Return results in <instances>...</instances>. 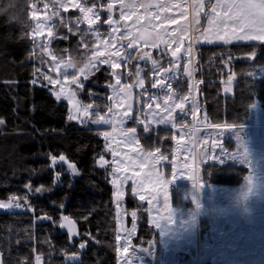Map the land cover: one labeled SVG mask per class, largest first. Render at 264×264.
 Wrapping results in <instances>:
<instances>
[{
    "label": "trees",
    "instance_id": "obj_1",
    "mask_svg": "<svg viewBox=\"0 0 264 264\" xmlns=\"http://www.w3.org/2000/svg\"><path fill=\"white\" fill-rule=\"evenodd\" d=\"M43 1L26 0L22 23L0 16V120L4 121L0 124V201L17 197L21 203L15 211L0 213L1 263L36 264L35 257L39 256L40 264H117L111 176L108 166L102 167L99 160L104 154L102 129L69 123L67 104L57 102L46 87L31 84L39 67L31 59V10L33 4L41 6ZM78 1L85 4V0ZM93 3L107 7L109 2L87 0L88 6ZM0 6H4V0H0ZM102 16L106 21V15ZM79 18L78 12L70 11L61 12L55 20L52 48L60 59L82 63L94 47V36L85 23L78 22ZM101 29L106 34L107 29ZM192 71L199 113L206 114L207 126L247 125L253 103L264 111V43L193 46ZM230 75L234 79L233 93L225 95L223 86ZM200 80L203 83H196ZM112 82L110 68L94 71L85 83L83 102H94L101 106L100 112H105ZM184 82L183 89L188 91L187 79ZM183 121L192 123L191 119ZM174 133L173 128L139 129V139L146 151L159 148L171 160ZM60 155L76 165L77 177L58 163L52 165L51 157ZM248 173L247 166L235 162L205 163L200 168L203 181L224 186L241 185ZM37 187L44 191L35 192ZM129 209L143 206L130 197ZM45 215L51 220L37 219ZM63 215L76 221L77 235L59 227ZM148 233L154 234V230L145 220L138 236ZM71 256L77 261L67 260Z\"/></svg>",
    "mask_w": 264,
    "mask_h": 264
},
{
    "label": "rangeland",
    "instance_id": "obj_2",
    "mask_svg": "<svg viewBox=\"0 0 264 264\" xmlns=\"http://www.w3.org/2000/svg\"><path fill=\"white\" fill-rule=\"evenodd\" d=\"M108 2L114 3V8L111 13L108 12L107 7H101L99 4L96 9H94V13L98 12L99 14V21L96 24L91 25V28L87 21H83V23H85L90 29V33L94 36L95 44L82 63L69 59H60L56 56L52 48L53 41L56 40L52 31L55 20L60 17L61 12L74 11L78 12L81 17L83 14L80 13L78 8L69 5L68 10L64 11L59 7L57 0H44L43 3L41 2V6L35 5V7H32L31 14L32 12H36L40 19L32 20L34 28L37 24L42 25V34H40V32L32 31L30 37L34 43L32 48L34 53L32 54L31 59L39 63V67L35 70V73H37L36 78H40V83L36 85L46 87L57 102H65L67 104V121L69 123H74L81 127L98 128L102 129L101 132L109 131L111 133L107 139L102 135L101 136L104 140L103 157L105 160L109 161L107 166L111 176V186L113 190L112 200L116 211L117 235L121 237V239L117 241V249H119V251H117V264H125L126 260L129 261L130 264H264V190H261L258 195L251 197L248 201L247 208H245V205L242 202V193L246 191V179L239 186L215 185L207 183L201 179V182L205 183V188L200 193L202 197L201 203H203L204 208L197 217L196 226L192 228L184 223L185 220L190 219L189 213L195 210V204L191 200V195L194 192L192 181L186 178H179L170 185H167L169 203L177 210L174 217L176 222L170 224L160 219L162 216L168 215V213L163 210V181L171 178L172 168L175 166L178 173L183 172L184 175H187L189 171H191L200 176V168L203 164H220L215 160H207V162L201 161V156H205L206 158V153L211 152L212 139L219 138L224 141L226 137H230L234 133L225 130L222 135H218L219 130L210 127L200 128V130L196 132L193 126H197L198 124L207 125L204 119V114L198 113L197 119L193 121L191 115H183L178 109L174 113L176 116V127H173L170 123H156L155 120H158L161 115H167V113L162 111L164 107L162 98L166 93L163 89L151 87V81L156 77L153 74L150 62L135 58L131 59L129 62L119 61L121 63V68L116 71L121 74V86L127 83L132 85V87L130 89H125V91L119 93V95L114 94L113 89L110 88V96L112 99L108 100V106L115 105L117 101L120 103L119 108H114L113 114H109L106 111L102 113L100 112V105H97L94 102H89L94 105V110L98 111L100 115H105L108 118L115 115L116 123L113 125L92 124L90 120L95 119V115L91 117H83L81 115L79 119L69 120L68 116L70 114H76L73 110V106L67 101V99L62 98L58 100L53 94L54 89L52 86H45L47 85V82L42 80L40 73H46L53 78H58V73L53 70V65L57 62L62 64L61 71L64 70V64H72L73 68L68 70L69 75H71L77 69L83 67L93 54L98 51L104 53V56L101 57V59L107 58L110 52L117 50L124 51V49L121 48V44L126 45V39L117 40L115 48H112L111 46L105 48L104 45L100 43V41L104 39H111L108 36L111 27L119 28V32L114 34L115 37L125 35L129 30L133 31L136 36H139L140 31L138 30H142L145 27L149 33H153L149 39H154L157 32L160 34L167 33L164 35V39H171L173 33H175L177 37L183 35L185 43L179 54L181 56H183L184 49L188 47L190 42L192 43V46H195L197 35L192 29L193 22L195 21L191 9L193 5L192 0H123L125 5L132 6L131 8L125 7L123 9L126 15H131V19L129 20H120V0H108ZM158 4L166 6L169 10L166 12L160 11L157 7ZM45 5H47V7H45ZM133 12L135 15H132ZM56 13H58V15ZM94 13H89L88 15L94 19ZM150 13L158 14L160 19H155L154 16L149 15ZM182 13L187 16V19L182 18ZM103 14L106 15L107 19L109 15L112 16L114 21L113 25L109 26L103 21ZM138 18L140 19L138 20ZM166 18H175L179 23L169 24ZM117 21L119 23H116ZM125 24L128 26L127 29L123 27ZM161 24L164 26L157 29H153L152 27V25ZM101 26L107 29L106 34L104 33V30L101 29ZM185 28L187 29L186 33L181 31ZM49 29L52 31V36H48ZM97 31L100 33L99 37L95 34ZM140 43L142 51H150L153 58L160 59L164 66L168 65L170 59L169 55L161 56L159 49H153L151 47L143 48V42ZM41 45L44 47L42 48ZM161 47L164 46L161 45ZM175 47H177V45L173 44L172 48L174 49ZM130 51L134 52L135 49ZM53 56L56 58L55 61L52 59ZM192 65L193 63L186 65L182 59L181 72L178 78L175 81H170L172 83L173 91L176 92L178 96L187 94L194 85L193 78L189 79L183 73L184 67H187L189 71H192ZM98 66L99 68H110L109 65L104 64H99ZM137 67L142 69L140 76L145 82L143 89L136 83ZM110 70L112 73L111 68ZM182 75L185 77L183 78ZM112 77V83H115V77ZM59 78L62 79V77ZM185 79L188 81V91L183 89ZM81 80L83 81L84 86L85 83L88 82V79L83 80V77H81ZM233 85L234 79L230 82L228 80L223 86V93L225 95H231L233 93ZM59 87L60 86L57 85L56 89ZM65 87L66 89H71L76 92V99L80 102L81 106L89 104L83 102L84 88L78 89L70 82L65 84ZM225 89L230 90L225 91ZM145 90H147V94H144ZM153 95L160 99L152 101L150 97ZM193 95L195 96L194 92ZM191 99L192 97H189L190 101ZM195 102L199 108L198 94L195 97ZM148 103H152L151 109L147 107ZM156 103H160L161 108H156ZM169 103L172 102L170 101ZM129 105L132 107V112L130 114L132 118H124V121L121 124L119 122L121 114ZM191 107V103L186 105V109H190ZM255 112L262 114L260 106L256 105V108H253L251 119L254 117ZM152 113H156L157 115L154 117ZM179 118L182 121L191 119L192 123L190 124L186 121L179 123ZM140 121L149 123L150 129L160 127L174 129V149L171 160L168 158L160 159L161 152L156 153L155 158L147 155L148 151L145 150L139 139V129L144 130V124L140 123ZM182 124H186L187 127H181ZM113 127L116 129L115 131H112ZM127 128H136L137 131L135 135L133 136L132 134H129L125 136L123 130H126ZM234 135L232 138L235 142V148L231 147L229 143H225L226 148L231 152L236 151L238 145V141ZM244 139L252 142L251 146L254 149V155L256 158L254 161L256 174L264 178V158H262L264 157V137L257 139L256 136H254L253 138L252 130H247ZM135 140H139V145L134 142ZM178 140H180L181 145L179 149L177 145ZM205 140H207V144L204 143ZM113 151L118 153V155L115 156V159L128 168L127 173L113 172V168L116 167L111 164V161L114 158L112 155ZM216 151H219V149ZM185 157L188 158L187 162L191 164V169H185ZM145 162L146 166L141 169L139 165ZM57 163L64 166L66 171L73 177L79 175L77 167L76 172H73L68 166L69 164L74 163L67 158L65 162H60L57 159ZM134 172H139L140 175L134 176ZM251 172H249L247 176ZM125 177L129 178L126 179ZM56 178H58V176ZM113 179H116V184L112 183ZM118 185L121 186V189L124 192V195L119 202L115 196ZM132 187L137 188V193L133 194L131 192ZM153 188L156 189V192L152 191ZM141 191L144 192L148 199H152L153 195L157 196V199L152 201V205L150 206L152 209L151 211H148L149 205L147 204V200L141 201L139 199V193ZM130 197L136 199V201L143 206V209H129ZM0 202L7 203L8 201ZM118 203L119 215H117ZM157 208L161 210L157 212ZM17 209L19 208L0 209V213H9ZM133 211L137 213L135 219L131 216V212ZM154 217L160 221L162 225L171 227L173 230L172 233L168 236H161L160 229L156 228L152 223ZM145 220L154 230V234L148 233L144 237H140L138 236L139 226L144 223ZM133 225H135V232L129 237L128 232L131 231ZM147 236L150 237L148 238ZM128 239L131 240V243L126 245L125 241ZM125 246L128 247L127 253L123 252ZM145 249H147V251H145ZM0 264H2L1 254Z\"/></svg>",
    "mask_w": 264,
    "mask_h": 264
},
{
    "label": "snow or ice",
    "instance_id": "obj_3",
    "mask_svg": "<svg viewBox=\"0 0 264 264\" xmlns=\"http://www.w3.org/2000/svg\"><path fill=\"white\" fill-rule=\"evenodd\" d=\"M57 3L59 4V7L62 8L64 11L68 10L69 5L78 8L80 13L83 15L78 19V22L87 21L89 27L91 28V25L96 24L100 17L98 12L94 13V9H96L97 5L96 3H93L92 6H87V0H85V4L82 5L78 2V0H57ZM121 3V13H120V20H129L131 19V15H126L123 9L125 7L131 8V5H125L123 0H120ZM103 7V5H100ZM32 7H35V4L32 5ZM47 7V5H45ZM157 7L162 12H166L169 9L161 4H158ZM205 7L204 0H197L195 3L196 8V24L199 25V16L203 12ZM114 8V3H108L107 4V10L109 13L112 12ZM94 13L95 18L93 19L88 14ZM58 15V13H56ZM132 15H135L133 12ZM150 16H154L155 19L159 20L160 17L156 13H150ZM208 16L207 21V28L205 29L206 32H214L215 37L217 41H222L224 43H232L233 40L238 42H247V41H259L264 43V0H215V3L211 4L210 12L206 14ZM33 20H39L40 17L37 16L36 12H32L31 14ZM182 18L187 19V16L182 13ZM140 18H138L139 20ZM167 22L169 24H178L179 21L175 18H166ZM106 24L109 26L113 25L114 21L112 19V16L109 15L108 19L105 21ZM116 23H119L118 21ZM164 25H152L153 29H157L160 27H163ZM125 29H127V25L125 24L123 26ZM42 25L37 24L35 28L33 29L34 32H41ZM71 31V29H69ZM140 31V35L136 36V34L133 31H127L125 35H121L119 37H115L114 34L119 32V28L117 27H111V31L108 33V36L111 39H104L100 41L104 45L105 48H108L111 46L112 48L116 47L117 40H127V44L123 45L121 44V48L124 49V51H114L110 52L107 56V58L101 59V57L104 56L103 52H96L93 54V56L88 60V62L83 66L77 69L74 73L69 75L68 70L73 68V65L70 63L64 64L63 68L64 70L61 71L62 64L60 62H57L53 65V70L58 73V78H53L52 76L46 74V73H40V76L42 77L43 81L47 82V85L45 86H52L54 89V95L56 98L59 99H67V101L73 106V110L76 113L75 115L70 114L68 116L69 120L79 119L82 115L83 117H91L95 115V119H91L90 122L95 125H113L116 123V117L115 115H112L111 118L106 117L105 115H100L98 111L94 110V105L92 103H89L87 105H80V102L76 99V92L71 89H66L65 84L70 82L72 85H75L78 89L84 88V83L81 80V77H83V80H87L89 75L93 74L94 71H99V64L109 65V67L112 69V76L115 77V83H109V87L113 89L114 94L119 95V93H123L125 89H130L132 85L130 84H123L121 86V78L120 73H118L116 70L121 68V63L119 61H125L129 62L131 59H139L144 60L146 62H150L152 65V71L155 75V79L151 81V87L152 88H160L165 91V96L163 99V109L162 111L164 113H167V115H161L158 120H155L156 123H170L173 127H176V116L174 113L178 109L181 114L183 115H191V118L193 121L197 119L199 108L195 102V96L193 95V92L195 91V85L191 87V89L188 91L187 94L179 95L173 91L172 89V83L170 81H175L180 72H181V60L183 59L185 64H192L193 63V46L190 42L188 47L184 49L183 56L179 55L181 53V49L184 46L185 40L184 36L181 35L177 37L175 33L172 34L171 39H164L165 34L156 33L154 39H149L153 35V33H149L147 28H143ZM182 32H187V29H182ZM96 36L99 37L100 33L97 31ZM48 36H52V31L49 29ZM143 42V48L151 47L153 49H159L161 56L169 55L170 59L167 66H164L160 59L153 58L150 51H142L141 49V43ZM199 42V41H197ZM204 42L206 43H213L214 41L210 40L207 36H204ZM176 44L177 47L174 49L172 48V45ZM163 45L164 47H161ZM87 47V45H84ZM43 48L44 46L41 45ZM134 52L130 50H134ZM252 58H255L256 53L253 52ZM53 61L56 60L55 56L52 57ZM39 71V70H38ZM142 69L137 67L136 69V83L140 88H144V79L141 78L140 73ZM183 73L191 79L193 76V71H189L187 67H184ZM131 74V73H129ZM59 77H62L59 78ZM229 82L233 79V76H229ZM40 83V78H34L32 80V84L36 85ZM196 83H203V80L197 81ZM59 85L60 87L56 89V86ZM119 86V87H118ZM230 89H225V91H229ZM147 94V90H145V93ZM189 97H192L191 101L189 100ZM108 99H112V97H108ZM152 101L159 100L160 98L153 95L150 97ZM172 103H169V102ZM188 103L192 104V107L190 109H186V105ZM98 107V106H96ZM120 103L119 101L116 102L115 105L107 106L106 109H104L107 113L113 114L114 108H119ZM147 107L149 109L152 108V103H148ZM252 108H256V104L253 103L251 105ZM156 108H161L160 103H156ZM132 112V107L129 105L121 114L120 123L122 124L124 121V118H132L130 116ZM155 117L157 114L152 113ZM204 119H207V116L205 114ZM4 121L0 120V124H3ZM140 123L144 124V130L150 131L149 123H146L145 121H140ZM181 127H187L186 124H182ZM211 127L213 129L219 130L218 135H222V133L225 130L231 131L235 134V138L238 141V145L236 147V151L231 152L228 151V149L225 146V142L222 139L219 138H213L211 141V152L206 153L205 156H201L202 162H207V160H215L218 161L220 164H226L229 162H235L239 163L241 165H246L247 167L252 169V172L245 178L246 179V191L242 193V202L245 205V208H247L248 201L251 197H254L260 193L261 190H264V178L261 176H258L256 174V167H255V155H254V149L251 146L250 140H245L243 136L240 135V132L237 131V129H243V126L236 125V124H212ZM115 127H113L112 131H115ZM137 129L136 128H127L126 130H123V134L125 136L132 134L135 135ZM103 137L106 139L111 135L109 131H103L100 133ZM175 138V137H173ZM182 139V137H181ZM137 145H139V140L134 141ZM205 144H207V140L204 141ZM178 149L181 146L180 140L177 141ZM219 149V151H216ZM160 153V149L156 148L154 152H148L147 155L150 157L155 158V154ZM113 160L111 161V164L115 165L116 167L113 168V172H120V173H127L128 168L125 167L123 164H121L120 161L115 159V156L118 155L115 151L112 153ZM264 158V157H262ZM57 159L60 162H65L66 157L64 155H60L58 158L56 156L51 157V163L53 166L56 165ZM160 159H167V157L163 156L161 154ZM186 163L184 165L185 169H191V164L187 162V157L184 158ZM100 165L106 166L109 164V161L105 160L103 156H100ZM73 172H76V165L75 164H69L68 165ZM146 166L145 163H141L139 167L142 169ZM198 171V170H197ZM59 176V173L56 174ZM134 176H139V172H134ZM126 179L129 177H125ZM179 178H186L190 181H192V187L194 189L193 194L191 195V200L195 204V210L189 213V220H185L184 223L187 224L189 227L194 228L196 226V220L197 217L202 212L204 205L201 203V195L200 193L205 188V183L201 182V177L198 174H194L193 172L189 171L187 175H184L183 172H179L177 168L174 166L171 170V178L166 179L163 181L164 184V200H163V210L168 213L166 216H162L160 219L163 221H166L167 223L174 224L176 221L174 219L177 210L172 207V205L169 203V195L167 191V185H170L172 182ZM113 184H116V179H113ZM27 187H31L28 185ZM35 192H42L44 189L42 187H37ZM153 192H156V189H152ZM131 192L133 194L137 193V188L132 187ZM124 192L121 189V186H117V191L115 193V196L117 198V201L119 202L120 199L123 197ZM26 199V197H25ZM139 199L141 201L147 200V204L149 205L148 211H151V205L152 201L157 199L156 195L152 196V199H148L147 196L144 194L143 191L139 193ZM21 207V203L17 197H12L11 200H9L7 203L0 202V209H12V208H19ZM30 207V206H29ZM118 211L117 215H119V203L117 205ZM161 209L157 208L156 211L159 212ZM34 211V209H32ZM131 216L135 219L137 216V213L135 211L131 212ZM37 219H48L51 220V217L48 216H41L37 217ZM55 223V222H54ZM152 223L154 226L158 229H160V235L161 236H168L170 233H172V228L167 227L161 224L160 221H158L155 217L152 220ZM59 227L64 229L66 228L69 233L73 235H77V229H76V221L70 218L67 215H63L60 218ZM135 232V225H133L130 232H128V236L131 237L132 233ZM117 241L121 239L119 235L115 237ZM131 243V240L128 239L125 241L126 245H129ZM81 249L85 247L83 243L79 245ZM119 251V249H117ZM147 251V249H145ZM123 252H128V247L125 246L123 248ZM151 254V253H150ZM75 256H71L70 259H75ZM37 264H39L40 257H35ZM125 264H130L129 261H125Z\"/></svg>",
    "mask_w": 264,
    "mask_h": 264
},
{
    "label": "crops",
    "instance_id": "obj_4",
    "mask_svg": "<svg viewBox=\"0 0 264 264\" xmlns=\"http://www.w3.org/2000/svg\"><path fill=\"white\" fill-rule=\"evenodd\" d=\"M193 5L191 7L192 9V13L195 17V21L193 22L192 25V29L193 32L197 35L196 38V45H202V44H217V43H224L222 41H217L216 37H215V33L214 32H206L205 29L207 28V21H208V16L206 15L207 13L210 12V8H211V4L215 3V0H204L205 2V7L203 12L200 14L199 16V25L196 24V8H195V3L197 2V0H192ZM204 36H207L210 40L214 41L213 43H206L204 42ZM199 41V42H197ZM247 42H259V41H247ZM247 42H238L233 40L232 43H247ZM262 43V42H260ZM260 111L262 112V114H258V113H254V117L249 121V123L247 125H243V129H237V131L240 132V135L243 136L245 138L246 135V131H250L252 130V134H253V138L254 136H256V138L261 139L264 137V111L262 109H260ZM212 128L211 126H207V125H203V124H198L197 126H193V128L196 130V132H198L200 130V128ZM234 135V134H233ZM232 135V136H233ZM232 136L230 137H226L224 142L225 143H229V145L233 148L235 145V142L233 141ZM235 136V135H234ZM246 166V165H245ZM249 168V167H248ZM252 169L249 168V172H251ZM67 260H71L69 257L67 258ZM74 261H77V258L73 259Z\"/></svg>",
    "mask_w": 264,
    "mask_h": 264
},
{
    "label": "clouds",
    "instance_id": "obj_5",
    "mask_svg": "<svg viewBox=\"0 0 264 264\" xmlns=\"http://www.w3.org/2000/svg\"><path fill=\"white\" fill-rule=\"evenodd\" d=\"M11 3V7H8ZM26 0H4V6H0V16H5L9 22L22 23L23 9Z\"/></svg>",
    "mask_w": 264,
    "mask_h": 264
}]
</instances>
